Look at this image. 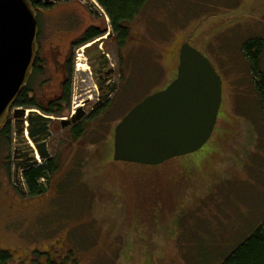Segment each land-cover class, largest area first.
Here are the masks:
<instances>
[{
    "label": "rangeland",
    "instance_id": "374dc122",
    "mask_svg": "<svg viewBox=\"0 0 264 264\" xmlns=\"http://www.w3.org/2000/svg\"><path fill=\"white\" fill-rule=\"evenodd\" d=\"M97 12L91 20L83 17L84 28L96 24L110 33L104 11ZM45 20L50 35L41 56L46 66L32 86L40 104L44 96L60 92L65 77L56 72L51 52L60 23ZM82 32L66 30L62 44L68 47ZM251 40L264 41V0H150L130 24L124 48L114 39L104 41L102 52L122 82L110 100V114L83 120L86 135L77 142L54 122L49 150L58 169L44 194L27 201L14 184L11 115L13 142L0 141V248L17 251L15 259L41 264L47 259L54 264H224L264 222V117L242 51ZM186 42L210 60L223 81L211 140L199 152L159 167L114 162L117 125L175 81ZM84 48L72 53L70 108L51 115L55 119L70 118L87 100L89 116L98 102Z\"/></svg>",
    "mask_w": 264,
    "mask_h": 264
},
{
    "label": "water",
    "instance_id": "95a60500",
    "mask_svg": "<svg viewBox=\"0 0 264 264\" xmlns=\"http://www.w3.org/2000/svg\"><path fill=\"white\" fill-rule=\"evenodd\" d=\"M38 35L31 0H0V134L12 114L13 177L23 194L24 172L51 159L48 145L55 122L35 110L27 114L23 108L13 109L33 76ZM222 104L221 76L205 55L184 43L175 81L136 105L116 127L114 162L159 167L199 152L214 134ZM85 115L83 108L78 109L70 119L60 120L61 129L77 126Z\"/></svg>",
    "mask_w": 264,
    "mask_h": 264
},
{
    "label": "trees",
    "instance_id": "16d2710c",
    "mask_svg": "<svg viewBox=\"0 0 264 264\" xmlns=\"http://www.w3.org/2000/svg\"><path fill=\"white\" fill-rule=\"evenodd\" d=\"M103 9L109 18L112 32L115 36V41L120 49L124 48L127 41L130 40V24L137 19L144 9L149 4L150 0H95ZM34 4V0H31ZM102 32H97L89 40L97 39L102 36ZM88 41V40H87ZM243 53L250 64V73L254 79V88L257 96V103L264 117V71L261 69V59L264 54V41L251 40L243 46ZM39 76H44V70L37 64L33 77L27 86L20 94L14 108L38 109L49 116H61L63 107L70 108L71 104V81L72 74L69 75V80L63 89L62 96L54 101L49 108H45L35 98L32 86ZM106 109V110H105ZM100 111L91 118L105 117L109 115L111 109L108 107ZM97 115V116H96ZM96 120V119H94ZM98 120V119H97ZM71 139L75 142L81 140L86 135L84 123L78 127L71 129L69 132ZM4 140L6 145H11L13 142V128L11 122L3 128L0 134V141ZM9 162V160H8ZM8 164V163H7ZM9 165V164H8ZM58 169L56 159H50L43 165L24 172L23 178L26 184V189L31 197H39L46 191L51 176ZM8 172L10 168L7 167ZM37 254V252L35 253ZM50 258V257H49ZM1 260V257H0ZM5 261V258L2 259ZM41 264V263H40ZM46 264H54L50 259L46 260ZM224 264H264V222L258 229L231 255Z\"/></svg>",
    "mask_w": 264,
    "mask_h": 264
},
{
    "label": "flooded vegetation",
    "instance_id": "af4514ba",
    "mask_svg": "<svg viewBox=\"0 0 264 264\" xmlns=\"http://www.w3.org/2000/svg\"><path fill=\"white\" fill-rule=\"evenodd\" d=\"M33 7L37 14V22L39 27V52L35 67L38 64L41 69L45 70L46 66L44 65V59L41 56L43 42H47V40L49 39L47 35H50L45 19L51 20L52 18H54L58 24L60 23L61 27V29H55L53 32L54 35L52 34V37H57L58 41L53 46V50L51 52H53L56 56L55 61L53 62L56 72L61 73L65 77L61 83L60 92H58V94L53 97L44 96L45 100H42V105L45 108H49L54 101L58 100V98L62 96L63 89L67 84L66 82L69 80V75L72 74L75 67L74 56L72 55L73 51L76 52V49L83 48L84 46H86V44L90 43V45L88 47H85L84 49H86L85 55L89 58L90 65L95 72L92 73V76L96 80L98 86V102L93 106L91 115L89 116H87L88 114L86 112V108L89 106L90 100L84 102L85 105L83 106V109L86 115L83 120H85L86 118H91L90 116L93 117L94 114L99 113L107 107L111 109L112 106L109 104L110 100H112L118 93L119 86L122 82L120 80H115V71L112 69L109 56L105 52H102V47L105 45L104 41L109 42L112 39L115 40V36L112 31H110V33L105 35L107 36L106 38H104L105 36H103L99 39L95 38L89 40V38H91V36H93L97 32H104L96 24H91L90 26L84 28L83 24L81 23L83 17L85 16H88L90 20L95 15L99 16L100 14H98L97 10L91 5L89 1L86 0H34ZM56 10H58L59 13L55 17H53L52 15ZM66 30H68V33H76L78 31L83 32L76 39H72L69 42L68 47H65L62 43L64 37L66 36ZM83 120L79 124H81ZM94 121H97V119ZM79 124L75 127H71L70 129H68V131L70 132L71 129L78 127ZM22 196H24V199H26L25 201L33 199V197H31L28 193H22ZM35 253L36 250L35 252L31 253V258ZM14 254H18V252L15 250L11 251L9 249L0 248V264H12V261L16 262L15 264H40L39 261L34 263V261H30L29 258L24 259L20 256L15 259L16 255L14 256ZM3 258H5L4 262L2 261Z\"/></svg>",
    "mask_w": 264,
    "mask_h": 264
},
{
    "label": "bare ground",
    "instance_id": "6f19581e",
    "mask_svg": "<svg viewBox=\"0 0 264 264\" xmlns=\"http://www.w3.org/2000/svg\"><path fill=\"white\" fill-rule=\"evenodd\" d=\"M87 65V64H86ZM26 136H28L27 132H26Z\"/></svg>",
    "mask_w": 264,
    "mask_h": 264
}]
</instances>
